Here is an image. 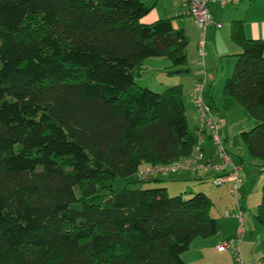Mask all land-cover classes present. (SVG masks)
<instances>
[{"label":"trees","instance_id":"16d2710c","mask_svg":"<svg viewBox=\"0 0 264 264\" xmlns=\"http://www.w3.org/2000/svg\"><path fill=\"white\" fill-rule=\"evenodd\" d=\"M152 8L0 0V264H186L191 243L218 232L205 192L110 183L160 180L137 173L195 151L182 85L136 81L150 57L169 73L188 64L187 35L173 17L144 22ZM230 37L241 51L223 94L259 121L234 143L264 170V43L242 20Z\"/></svg>","mask_w":264,"mask_h":264},{"label":"rangeland","instance_id":"374dc122","mask_svg":"<svg viewBox=\"0 0 264 264\" xmlns=\"http://www.w3.org/2000/svg\"><path fill=\"white\" fill-rule=\"evenodd\" d=\"M144 1L149 6L154 5L155 10L161 14L159 18L173 17V20L176 21L185 19L184 24L188 29V31H186L188 37V45L186 48L188 64L185 71L169 73L166 67L170 65V60L150 57L148 58L150 61L146 62L148 59H145V62L159 69H152L150 72L144 74L142 80L137 77L136 81L141 86L148 87L154 91H163L173 84H181V80H184L182 81L184 82L182 88H184L185 92L187 89L185 88V83L192 84L194 81H199V79L203 77L205 69L213 74L214 79L209 82V85L211 84L212 86L210 91L212 97H208L207 94V100L209 101V98H211V100L212 98L214 99L218 106L217 109H215L216 111L222 109L221 104H223V108L227 110V114L229 115L230 124L226 128L228 137L227 141L223 139V144L233 160L237 162L243 160L242 166L244 167V171L242 174L246 173L247 175L245 178L246 180H244L240 186L244 187V193L239 191V195L236 197L230 190V183L215 186L213 183L214 175L212 171L208 173L207 179L196 178V174L191 173V177L186 180L179 176V173L182 171H178L175 173H167L161 177L160 180H152L143 184L134 183L133 180L135 176L129 177L128 180L123 177H118L110 183H112L114 188L124 186L128 181L130 182H128L130 188H137L138 186L146 188L149 186L167 187L168 193L171 196L178 195L185 191H192L193 193L204 192L201 191L202 189L200 187L206 186L209 190L206 194L208 196L210 195L211 197H209L215 200L211 213L217 217L216 221L218 226L220 228L222 226L226 231H231L235 228L238 230V228L241 227V232L235 233V237L241 238L240 255L242 259L247 263L264 264L261 261V257L264 255V234L261 233V230L264 229V226L260 225L255 219L257 207L253 209L250 208V203L256 204V200L257 202L261 200L264 170H262L261 160L251 157L247 153L246 147L242 142L237 144L234 143V134H239L243 130H250L257 125L259 121L248 114V112L232 98L225 97L223 94L225 81L233 74L237 62L238 57L235 53L241 51L240 46L231 40V22L226 23L223 21V27L219 28L215 25H211L208 26L206 30H203L198 26L192 15L183 13V0H162L157 3H155L156 0ZM233 7V5L221 6L218 3H209V10L212 16L215 11H220L219 16H221L222 11ZM213 18L215 19V17ZM221 20L220 18V21ZM175 79H177V81H174ZM163 82H165V85H162ZM207 91L208 88L206 89V93ZM185 95L184 99L187 106L186 115L188 124L190 130L194 131L197 113L186 92ZM223 134L224 133L221 132L222 137L224 136ZM213 147L217 155L216 145L214 144ZM210 152H212L211 149L209 153ZM187 183L188 185L186 186ZM212 187L213 189H217L218 193L213 192L211 190ZM241 204L245 207L244 211H242L243 219L234 216V214L238 212V205L241 206ZM226 212L229 213V215H227ZM211 238L212 237L197 238V240L192 242L189 250L183 254V258L188 260L187 264H213V260L214 263L220 260L223 264H240L237 261V254L233 248L220 250L214 244L210 246L212 251L209 253L213 260L201 257L199 251L201 241H207Z\"/></svg>","mask_w":264,"mask_h":264},{"label":"built area","instance_id":"2783aa9c","mask_svg":"<svg viewBox=\"0 0 264 264\" xmlns=\"http://www.w3.org/2000/svg\"><path fill=\"white\" fill-rule=\"evenodd\" d=\"M242 0H183V13L192 15L198 26L206 30L208 26L215 25L222 27V23L215 20L209 10V3H218L221 6L237 4ZM214 79L212 73L204 71L203 77L195 83L192 91L194 104L198 112V124L196 128L194 154L163 165H146L138 171V176L147 177L153 175L164 176L167 173H175L184 170H201L213 168L217 171L213 183L221 186L225 183L231 184V192L238 197L240 184L243 182V166L232 159L231 155L223 144L221 131L227 125L224 116L217 113L212 104L207 101L206 89L210 81ZM213 141L217 147V157L221 159L215 162L212 156L207 154L204 144L207 140ZM229 215V213H227ZM239 219L242 218V209L238 205V212L234 214ZM241 232V230H240ZM241 238H231L218 245L220 250L233 248L237 254V261L240 264H252L245 262L240 253Z\"/></svg>","mask_w":264,"mask_h":264},{"label":"crops","instance_id":"0c3cea01","mask_svg":"<svg viewBox=\"0 0 264 264\" xmlns=\"http://www.w3.org/2000/svg\"><path fill=\"white\" fill-rule=\"evenodd\" d=\"M159 1H162V0H156L155 3L159 2ZM179 1H182V0H179ZM232 5L234 7L233 8H228L227 10L222 11V13H221L222 15L221 16H219L220 11L219 12L215 11L213 13V17H215V19L218 20V21H220V18L222 19L220 21L222 23V27L224 25L223 21L227 23V22H232L233 20H242L243 23H244L245 33H246L247 37L248 38H254V39H260L264 43V0H242L239 3L232 4ZM160 16H161V14L157 10H155L154 5H153L152 10L149 12L148 15H146L143 18V21L149 23V22H152V21H154L156 19H159ZM184 23H185V19L181 20V21L173 20L174 27L177 28V29H183V31L186 34V31H188V29L186 28ZM200 42H201V40H200ZM237 53H235V54H237ZM148 61H150V59H148L146 62H148ZM144 62H145V60H144ZM144 62H143V65H142L141 75L139 76V79H141V80L144 78V74L150 72L152 69H156V70L159 69V68L153 67L149 63H146V62L144 63ZM205 70L207 71V69H205ZM203 75H204V73H203ZM174 81H177V79H175ZM182 81H184V80H181V85L184 84V82H182ZM196 82H198V81H194L192 84H186L185 83V85H186L185 88H187L185 92L187 93V95H188V97H189V99H190V101L192 103V106L195 108L196 113H197L196 114V124L194 126V131H192L194 133V135L196 133V128H197V124H198V112H197V108H196V106L194 104V101H193L192 91H193V87H194ZM173 83H175V82H173ZM162 85H165V82H163ZM173 85H175V84H173ZM207 88H208V91H207L206 95L208 94V97H212L211 96L212 93H210L211 88H212L211 84L210 85L208 84ZM185 92H184V88H183L184 98L186 96ZM209 99L210 100L209 101L207 100V101L212 104L214 109H217L218 106H217V103L214 101V99L213 98H212V100H211V98H209ZM223 107H224L223 104H221V108L222 109L218 110L217 113L222 115V116H224V118L227 120V125L221 131V132L224 133L223 134L224 135L223 139L225 141H227L228 132H227L226 128L229 126L230 121H229V115L227 114V110L225 108H223ZM234 135L236 136L238 134H234ZM213 145H214L213 141H211L209 139V140H207L205 142L204 147H205L206 151L208 152V155L212 156L214 158L215 162H219V161H221V159L219 157H217L216 152H215V148L213 147ZM210 149L212 150V152L209 153ZM242 162H243V160H242ZM210 171L213 172L214 176L217 174L216 170H214L213 168H210V169H201V170H184V171L179 173L180 174L179 176L181 178L187 180V179H189L191 177V173L192 174L194 173V174H196L195 175L196 178L207 179L208 173ZM243 171H244V167H243ZM246 175H247L246 173L242 174L243 182H244V180H246L245 179ZM187 185H188V183L186 184V186ZM200 188L202 189L201 191H204L205 193H208V191H209L206 186H201ZM211 190L213 192H215V193H218L217 189H213V187H212ZM240 192L244 193V187L240 186ZM211 199L213 200V202L215 201L213 198H211ZM257 203L258 204L260 203L259 200H258V202L256 200V204L255 203H252V204L250 203V208L253 209L254 207H257V205H258ZM214 204H215V202H214ZM241 207H242V211H244L245 207H244L243 204H241ZM226 214H227V212H226ZM212 216L215 217L216 220H217L216 216H214V215H212ZM222 218L225 219L224 217H222ZM240 230H241V227H239L238 230L235 228V229H232L231 231H226L222 226H221V228L218 226V232L214 235L215 237L212 236V238L207 240V241H201V243H200L201 247H200V250H199L201 257H203L205 259H208V260H213L211 255L209 254L212 251V248L210 246L212 244H214V245H216L218 247V245L221 242L235 237V233H237V232L239 233ZM261 233L264 234V229L261 230ZM195 240H197V239H195ZM185 261H186V264H187L188 260H185ZM262 263H264V262L262 261ZM213 264H223V262H221L220 260H217L214 263V260H213Z\"/></svg>","mask_w":264,"mask_h":264}]
</instances>
